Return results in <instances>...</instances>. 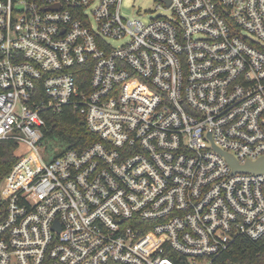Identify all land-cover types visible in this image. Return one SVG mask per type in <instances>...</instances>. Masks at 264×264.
Here are the masks:
<instances>
[{"label":"built area","instance_id":"built-area-1","mask_svg":"<svg viewBox=\"0 0 264 264\" xmlns=\"http://www.w3.org/2000/svg\"><path fill=\"white\" fill-rule=\"evenodd\" d=\"M0 0V264H218L264 235V0ZM71 107L96 141L41 152Z\"/></svg>","mask_w":264,"mask_h":264},{"label":"trees","instance_id":"trees-1","mask_svg":"<svg viewBox=\"0 0 264 264\" xmlns=\"http://www.w3.org/2000/svg\"><path fill=\"white\" fill-rule=\"evenodd\" d=\"M45 119V136L56 137L65 143L66 148L81 150L97 140L89 132L82 115L71 107H65L60 112H47ZM17 149L16 142L0 140V180L17 159ZM217 263L264 264V235L254 240L239 237L229 249L221 253Z\"/></svg>","mask_w":264,"mask_h":264},{"label":"rangeland","instance_id":"rangeland-1","mask_svg":"<svg viewBox=\"0 0 264 264\" xmlns=\"http://www.w3.org/2000/svg\"><path fill=\"white\" fill-rule=\"evenodd\" d=\"M122 2V12L125 15L137 16L144 21L154 18L158 14L166 13L156 9L158 0H123ZM42 141L41 152L47 160L53 158L66 146L56 137L47 136Z\"/></svg>","mask_w":264,"mask_h":264},{"label":"water","instance_id":"water-1","mask_svg":"<svg viewBox=\"0 0 264 264\" xmlns=\"http://www.w3.org/2000/svg\"><path fill=\"white\" fill-rule=\"evenodd\" d=\"M170 3V0H167V4ZM224 156L226 157L227 161L231 165L232 169L235 171H245V172H263L264 171V157L258 159L257 161H252V162H247L244 165L238 164L234 158L228 154V153H223Z\"/></svg>","mask_w":264,"mask_h":264}]
</instances>
